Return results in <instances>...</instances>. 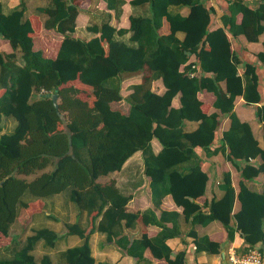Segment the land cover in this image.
I'll list each match as a JSON object with an SVG mask.
<instances>
[{
    "label": "trees",
    "instance_id": "trees-1",
    "mask_svg": "<svg viewBox=\"0 0 264 264\" xmlns=\"http://www.w3.org/2000/svg\"><path fill=\"white\" fill-rule=\"evenodd\" d=\"M46 1L44 15L37 13L41 26L63 36L59 43V38L48 34L55 42L51 47H58L54 58L34 49L33 39L41 33H37L40 27L33 26L27 0L9 12L0 2V38L13 50L0 52V241L10 236L21 209L44 207L47 199L66 192L79 215L86 212L90 221L87 228L80 222L65 224L66 235H77L82 243L64 251V264H112L96 262L90 236L98 230L113 240L123 221L132 226L139 217L147 221V216L162 230L154 238L144 235L134 241L129 254L143 260L150 249L168 264H185V253L173 255L166 244L177 234V213L162 214L164 222L173 223L176 229L172 230L153 213H129L131 197L114 184L98 182L141 151L153 195L159 197L156 203L170 194L183 207L186 221L203 226L220 221L228 241L239 233L248 244L244 253L259 246L264 256V187L258 192L248 186L264 173V105H256L264 100L257 74L264 65V52L248 53L255 62L245 63V73L240 75L243 60L233 47L239 35L254 42L264 33V0L256 6L246 0L229 1L221 18L223 26L215 30H211L215 10L207 0H130L132 6L148 5L149 15L131 17L128 30L111 25L112 14L95 7L93 22L86 27L94 35L90 39L77 36V19L100 0L88 4L85 0ZM103 1L120 19L127 0ZM182 7L190 9L188 15L174 11ZM164 20L170 26L168 34L161 33ZM178 32L185 34L183 39ZM40 43L42 38L36 41ZM137 76L141 82L125 95L124 82ZM160 79L166 89L163 95L152 88ZM204 90L214 94L216 111L208 113L203 108L198 95ZM178 94L180 106L175 107ZM238 96L255 106L263 123V146L251 125L236 115ZM123 100L130 106L128 114L112 108V103ZM222 115L230 117L231 124L215 147ZM4 120L12 121L10 131L4 130ZM188 122L198 123L197 127L188 130ZM153 139L162 145L157 154L152 150ZM220 152L240 172V190L236 194L231 174L225 173L221 185L225 195L213 200L207 213L195 202L204 196L209 180L201 154L211 158ZM236 198L241 209L232 215ZM192 234L197 251L219 252L220 243ZM58 240L59 234L48 227L35 229L22 245L15 242L9 256L0 250V264H54L49 254L38 260L34 251L41 242L45 248H54Z\"/></svg>",
    "mask_w": 264,
    "mask_h": 264
},
{
    "label": "crops",
    "instance_id": "crops-1",
    "mask_svg": "<svg viewBox=\"0 0 264 264\" xmlns=\"http://www.w3.org/2000/svg\"><path fill=\"white\" fill-rule=\"evenodd\" d=\"M20 1L21 0H0V2L3 4L5 12H9L13 8L17 7L20 4ZM89 1L90 0H85L84 2L89 3ZM229 1L231 0H207V5L209 7H213L215 10L211 30H215L223 26L221 18L222 15L228 10ZM246 1L253 3L254 6H256L259 2V0ZM46 2V0H27L28 14H31V20L34 28H36V26H38V28L40 27V29L38 30L39 32H37L41 33L40 36L37 37L36 34L33 39L34 49L37 50V48H39L36 46V41L38 38H42L40 48H42L41 50L43 51V54L47 57L54 58L57 53L58 47L56 49L52 48L55 42L50 40L52 37L48 34L49 32H51L52 34L57 36L60 40L59 43L63 39V36L57 33L54 29H45L41 26L40 18L42 17V15H44ZM96 3V1H93L90 8H88V10L86 11H82L79 15L77 19L76 34L80 26L84 28L87 35L85 36L88 37V39L94 37V35H91L88 31H86V27L93 22L92 11L95 7L111 13L112 19L110 23L117 29H130L131 17L133 16L149 15L148 5L132 6L130 4V0H127L126 4L123 6V13L120 19H116L115 12L113 10L111 11L107 9L105 1L100 0L98 4ZM176 10H178L184 16L188 15L190 12V9L188 7L174 8V11ZM37 13H40L41 17H39ZM241 19L242 15L239 14L237 17L238 23L241 22ZM161 33H170V26L167 20H164ZM131 35L132 33L130 32L126 36V38H130ZM184 35L185 34L183 32L177 33V36L180 39H183ZM228 36L229 38H232V35L229 32ZM258 39V41L252 42L248 40L245 35H239L233 40V47L237 49L243 60V63L240 64L238 68V72L240 75H243L245 73V63L255 62L253 55H250L248 53L257 54L259 52H264V33L261 34ZM242 47L244 49H247L248 51L244 52V50H242L241 52ZM45 48H47V50ZM12 51L13 50L10 43L0 38V52L11 53ZM191 60H195V57H192ZM257 74L259 76V88L261 89V93L264 99V65H260L258 67ZM125 82L126 83H124V91L126 92L125 95H127L131 93L129 87L141 82V76L131 78L129 80H126ZM222 85L224 86V84ZM152 88L153 91L159 95H163L166 90L164 85L162 84L161 79L155 81ZM198 96L203 103V108L208 113L216 111V109L213 107L214 101L216 99L213 93L204 90L200 92ZM173 105L175 107L180 106V94H178L174 98ZM256 105H264V100ZM112 108L122 109L124 113L128 114L130 106L126 101L123 100L117 103H112ZM234 111L241 121L248 122L251 125L260 145L263 146V123H261L256 116L255 106H248L244 98L242 96H238L235 100ZM197 124L198 123L196 122H188L187 129L193 130L197 127ZM230 124V117L222 115L218 128V140L216 141L215 147L219 145L223 133L230 127ZM161 149L162 145L160 144L158 139H153V152L157 154L161 151ZM201 156L205 161L204 165L206 166H204V169L209 173V180L206 185L204 196H202L198 200H195V202L201 207H205V210L208 213L211 202L213 200L221 199L225 195V191L221 188L224 174L227 172L231 174L232 185L236 191V194H238L240 190L241 176L240 172L237 170L234 164L228 161L222 152L211 158H207L205 153H202ZM253 163L258 164V160H254ZM151 181V177L145 174L143 154L141 151L135 153L131 158H129L125 162L121 170L115 171L106 176H102L98 179V182L102 185L114 184L123 195H128L131 197L126 207L129 213H153L157 221L163 222L164 225L172 230L176 229L173 228V223L166 221L164 222L162 220V214L177 213L179 215L178 226L176 229L177 234L169 238L166 241V244L173 251V255L179 252L185 253V264H230L229 258L232 254H244L245 249L248 248V244L240 236L239 233L235 234L233 241H228L227 232L222 227V223L220 221L215 220L205 226L199 224L193 225L191 220H185L183 207L178 206L173 196L170 194L165 196L159 204L156 203V201L159 200V197H154L151 188ZM248 186L252 189L257 190L258 192H261L264 187V173H260L259 176L256 177L253 181L248 182ZM62 196V194L54 196V211L61 213V217L58 216L54 218L55 221L52 222L51 225H47L48 228L56 231L59 234V240L56 242L55 247L52 248L55 253H47L51 256L54 264H64L62 258V254L64 253V251L68 248L78 246L82 243V240L79 236L66 235L65 224L80 222L82 226L87 228L90 221L86 212L82 216L79 215L77 209L69 201L68 195L64 197V202L61 201ZM240 209L241 203L236 198L232 215L237 213ZM100 219L101 218L97 220V224L100 222ZM151 219L152 216H147L145 219L147 221H142V217H139L132 226H125V221H123V225L116 227L118 234L113 238V240H109L105 233L99 232L98 230L95 231L90 236L89 242L92 255L95 258L96 262L112 264H168V262L164 259H157L150 249L145 250L143 260L138 259V254L131 255L128 252L129 247L134 241L141 240L144 235H147L148 238H154L162 230L161 225L151 222ZM231 223L233 224L234 220H232ZM193 232H195L199 237H209L211 241L220 243L219 252L212 253L209 251H197L195 237L192 234ZM257 247L255 249H257Z\"/></svg>",
    "mask_w": 264,
    "mask_h": 264
},
{
    "label": "rangeland",
    "instance_id": "rangeland-1",
    "mask_svg": "<svg viewBox=\"0 0 264 264\" xmlns=\"http://www.w3.org/2000/svg\"><path fill=\"white\" fill-rule=\"evenodd\" d=\"M77 35L79 36H85L86 32L84 28L80 27L78 28ZM87 36V35H86ZM85 36V37H86ZM56 38H58L56 36ZM37 49H42L40 48V44L36 45ZM126 83V82H124ZM125 85V84H124ZM126 94V92L124 91ZM4 130L5 131H10L13 127V123L11 120H4ZM34 176H29L27 177L28 179H32ZM64 192L62 195L61 201L64 202L65 198L67 195ZM66 195V196H65ZM46 204L44 207H34L31 209H21L20 214L17 218V220L12 224L10 228V236L7 238H2L0 241V250L1 253L4 254L5 256H9L10 253L12 252V249L16 243H20L19 245H22L28 235H31L35 229L41 228V227H47V225H51L52 222L55 221L54 218L56 217H61V213L55 212L54 211V206H55V201L54 197L47 199ZM57 206V205H56ZM14 240L13 246L5 248L7 245L11 243V241ZM18 246V245H17ZM53 253L54 250L52 248H45L42 245V242L38 244L36 247L34 254L36 258L39 260L44 254L46 253ZM55 253V252H54Z\"/></svg>",
    "mask_w": 264,
    "mask_h": 264
},
{
    "label": "built area",
    "instance_id": "built-area-1",
    "mask_svg": "<svg viewBox=\"0 0 264 264\" xmlns=\"http://www.w3.org/2000/svg\"><path fill=\"white\" fill-rule=\"evenodd\" d=\"M229 260L230 264H264V256L257 249H251L241 255L232 254Z\"/></svg>",
    "mask_w": 264,
    "mask_h": 264
},
{
    "label": "water",
    "instance_id": "water-1",
    "mask_svg": "<svg viewBox=\"0 0 264 264\" xmlns=\"http://www.w3.org/2000/svg\"><path fill=\"white\" fill-rule=\"evenodd\" d=\"M52 100H53V103H54L55 107L58 108L57 95L56 94L53 95Z\"/></svg>",
    "mask_w": 264,
    "mask_h": 264
}]
</instances>
